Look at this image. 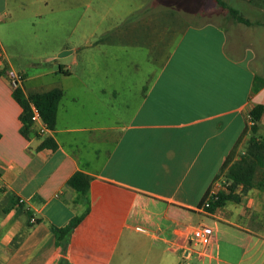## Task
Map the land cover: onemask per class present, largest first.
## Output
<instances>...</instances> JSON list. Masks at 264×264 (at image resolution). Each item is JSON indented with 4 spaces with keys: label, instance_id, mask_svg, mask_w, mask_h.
<instances>
[{
    "label": "crops",
    "instance_id": "obj_1",
    "mask_svg": "<svg viewBox=\"0 0 264 264\" xmlns=\"http://www.w3.org/2000/svg\"><path fill=\"white\" fill-rule=\"evenodd\" d=\"M60 1L0 0V264H264V158L251 186L236 187L237 200L197 208L246 157L251 136L264 143V82L252 89L264 81V24L227 23L215 0H200L186 27V11L175 8L161 15L169 21L126 22L114 43L148 46L154 64L129 79L117 54L99 61L59 46L28 58L24 34L37 37L28 17L58 11ZM237 2L260 21L244 12H264V0ZM11 73L23 76L16 88L24 97L62 90L44 135L21 122ZM45 138L55 147H41ZM76 171L91 176L82 200L67 184ZM77 216L63 253L52 229ZM199 224L213 227L205 254L192 235Z\"/></svg>",
    "mask_w": 264,
    "mask_h": 264
},
{
    "label": "rangeland",
    "instance_id": "obj_2",
    "mask_svg": "<svg viewBox=\"0 0 264 264\" xmlns=\"http://www.w3.org/2000/svg\"><path fill=\"white\" fill-rule=\"evenodd\" d=\"M211 1L210 4L216 6L217 3L215 4L214 0ZM226 1L236 8L241 7L237 0ZM200 4V0H61L58 11H50L48 7H43L41 16L32 14L28 17V19L37 22L34 28L37 37L31 33L24 34L22 49L31 59L50 54L59 46L76 48L77 52L91 54L95 60L99 61H103L106 56L111 57L113 54H117L119 60L115 66L126 70L129 79H131V76L139 69L146 74L154 68V64L150 60L152 51L146 45L139 48L134 41L133 45L128 47L125 44H115L114 42L119 38L120 26L129 21H141L148 16L155 15L161 21H169L168 18L161 15L165 16L169 9L175 8L186 11L185 20L182 22V25L186 27L190 23H195L192 22L194 18L190 12L202 8ZM216 7L218 8L219 5ZM225 13L227 14V12ZM241 14L243 15V13ZM244 14L260 20L252 19L250 20L251 24L260 23L259 25L263 26L264 12L249 13L246 11ZM211 16L224 23L219 15ZM7 17L8 15L3 18ZM226 18L225 22L227 23L235 21L228 14ZM41 21H45V23L39 24ZM77 22H79L78 28L76 27ZM231 31L227 33L229 37H231ZM102 36L105 37L103 42L111 41L112 43L97 44L96 41ZM89 42H92V45H88ZM261 44L264 46V37ZM61 52H57V55ZM70 57L65 58L62 62L68 61ZM130 60L135 62L131 64Z\"/></svg>",
    "mask_w": 264,
    "mask_h": 264
},
{
    "label": "trees",
    "instance_id": "obj_3",
    "mask_svg": "<svg viewBox=\"0 0 264 264\" xmlns=\"http://www.w3.org/2000/svg\"><path fill=\"white\" fill-rule=\"evenodd\" d=\"M221 9H224L229 17L237 22L249 25L251 21L244 17L237 9L228 5L222 0H215ZM264 24V23H263ZM0 70V74H1ZM264 81L255 79L253 84V91H256ZM14 96L22 107V113L20 115L21 122L25 127L30 124V110L29 101H32L39 109L41 117L49 128H53L56 118L57 106L60 98L62 97V90L60 88H52L45 92L30 94L24 97L18 88L14 89ZM263 112V106L261 104L255 105L249 112V120L252 121L251 130L256 131L257 121L261 117ZM41 147L48 146L51 148L55 147V142L50 138H45L40 144ZM264 158V143H260L256 140L255 136H251L249 139V145L247 149V155L238 162L233 163L227 173L226 180L229 183L227 191H220L218 198L211 203L209 212H213L216 207L222 205L226 200H237V195L234 193L236 187L241 184L246 190L251 186V182L254 176L255 167L257 164H262ZM90 175L83 172H74L67 180L69 184L76 191V200H82L86 197ZM81 216L73 217L69 222L62 227H53V235L55 238V244L60 246L61 252L65 253L68 244L69 236L80 220ZM58 264H66L65 259L61 257Z\"/></svg>",
    "mask_w": 264,
    "mask_h": 264
},
{
    "label": "built area",
    "instance_id": "obj_4",
    "mask_svg": "<svg viewBox=\"0 0 264 264\" xmlns=\"http://www.w3.org/2000/svg\"><path fill=\"white\" fill-rule=\"evenodd\" d=\"M10 83L12 87L16 88L22 82L23 76L20 73H11L10 74ZM29 110H30V121L32 123H37V132L41 135H44L50 128L44 122L41 117V113L38 107L32 102L29 101ZM228 182L225 179H215L203 198V201L198 205V209L202 211L209 212V207L211 203L218 198V193L220 191H227ZM31 222L35 220L30 219ZM192 235L196 244L200 246V254H205L207 252L209 244L213 240V227L209 224H199L193 227Z\"/></svg>",
    "mask_w": 264,
    "mask_h": 264
},
{
    "label": "water",
    "instance_id": "obj_5",
    "mask_svg": "<svg viewBox=\"0 0 264 264\" xmlns=\"http://www.w3.org/2000/svg\"><path fill=\"white\" fill-rule=\"evenodd\" d=\"M67 53V51H62L61 53H59V55H65Z\"/></svg>",
    "mask_w": 264,
    "mask_h": 264
}]
</instances>
